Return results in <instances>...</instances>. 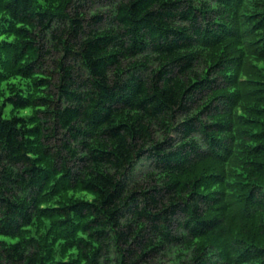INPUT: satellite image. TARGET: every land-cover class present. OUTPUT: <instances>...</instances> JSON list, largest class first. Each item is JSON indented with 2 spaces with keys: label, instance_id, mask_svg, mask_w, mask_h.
I'll return each instance as SVG.
<instances>
[{
  "label": "trees",
  "instance_id": "trees-1",
  "mask_svg": "<svg viewBox=\"0 0 264 264\" xmlns=\"http://www.w3.org/2000/svg\"><path fill=\"white\" fill-rule=\"evenodd\" d=\"M0 264H264V0H0Z\"/></svg>",
  "mask_w": 264,
  "mask_h": 264
}]
</instances>
